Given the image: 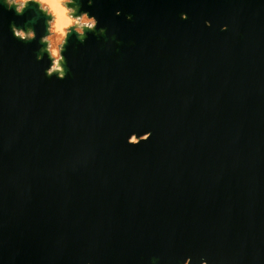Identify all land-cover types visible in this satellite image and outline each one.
Instances as JSON below:
<instances>
[{
    "label": "water",
    "instance_id": "obj_1",
    "mask_svg": "<svg viewBox=\"0 0 264 264\" xmlns=\"http://www.w3.org/2000/svg\"><path fill=\"white\" fill-rule=\"evenodd\" d=\"M76 3L49 77L0 0V264H264V0Z\"/></svg>",
    "mask_w": 264,
    "mask_h": 264
},
{
    "label": "clouds",
    "instance_id": "obj_2",
    "mask_svg": "<svg viewBox=\"0 0 264 264\" xmlns=\"http://www.w3.org/2000/svg\"><path fill=\"white\" fill-rule=\"evenodd\" d=\"M33 3L37 4L40 10L45 12L50 20L49 31L51 33L48 37H41V40L45 43L46 50L49 53V58L52 63L46 69V74L50 77L53 70H59L60 61L64 59L62 51L67 43V37L70 34L75 33L77 39H80L85 35V29L93 30L97 24V19L91 16L86 11H81V4L76 3V0H32ZM93 0H87V3L91 5ZM29 3V0H4V4L7 8L12 9L14 7L15 13L21 15ZM75 4V7L71 5ZM53 19H55V25L53 28ZM131 19V16H128ZM226 25H222L221 30L226 29ZM12 33L15 37L29 40L34 38V32L29 29L27 32L19 29L15 24L11 25ZM103 31V29H101ZM53 32L57 34L55 41L51 40L50 37ZM64 74H61L58 78L63 79ZM151 135L150 132H144L138 136L139 139L133 144L138 143L141 140L147 139Z\"/></svg>",
    "mask_w": 264,
    "mask_h": 264
},
{
    "label": "bare ground",
    "instance_id": "obj_3",
    "mask_svg": "<svg viewBox=\"0 0 264 264\" xmlns=\"http://www.w3.org/2000/svg\"><path fill=\"white\" fill-rule=\"evenodd\" d=\"M55 25V19H53V28ZM51 40L55 41L57 39V34H55V32H53V35L50 37ZM132 140H135L134 138ZM186 264V263H184ZM202 264H206L205 262H203Z\"/></svg>",
    "mask_w": 264,
    "mask_h": 264
},
{
    "label": "rangeland",
    "instance_id": "obj_4",
    "mask_svg": "<svg viewBox=\"0 0 264 264\" xmlns=\"http://www.w3.org/2000/svg\"><path fill=\"white\" fill-rule=\"evenodd\" d=\"M51 35V33H50V31H49V34L46 36V37H48V36H50Z\"/></svg>",
    "mask_w": 264,
    "mask_h": 264
}]
</instances>
